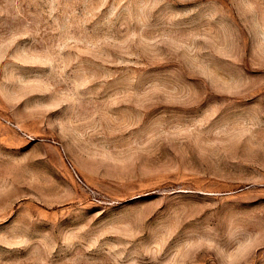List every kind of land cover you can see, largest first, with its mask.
<instances>
[{
    "label": "rangeland",
    "instance_id": "1",
    "mask_svg": "<svg viewBox=\"0 0 264 264\" xmlns=\"http://www.w3.org/2000/svg\"><path fill=\"white\" fill-rule=\"evenodd\" d=\"M260 73L264 0H0V264H264Z\"/></svg>",
    "mask_w": 264,
    "mask_h": 264
},
{
    "label": "snow or ice",
    "instance_id": "2",
    "mask_svg": "<svg viewBox=\"0 0 264 264\" xmlns=\"http://www.w3.org/2000/svg\"><path fill=\"white\" fill-rule=\"evenodd\" d=\"M167 5H165L164 7H162L160 9V12H164L167 9ZM192 7H199V5H192ZM172 11H177V9H171ZM159 16V13L157 14V17ZM193 19L195 20L196 17H193ZM157 22V19L154 18L153 19V23L155 24ZM27 43V42H25ZM214 67L217 68V70L224 76L226 77H235L239 71L238 66L235 65H231V64H224L221 61H214ZM259 75L264 76V73H260ZM114 87H120L121 85L119 84V82H114ZM139 86V85H138ZM85 95H87L85 93ZM215 98L210 97L208 103H212L213 100ZM262 102H264V96L259 98ZM207 106V105H205ZM262 106H264V103H262ZM70 109L69 108H65L62 109L59 112H55L53 113L49 119L51 120H59V119H64L67 114L69 113ZM200 111H202V109L197 110L194 113H184V115L187 116H192V115H199ZM237 115V113L234 111V108L229 107L226 108L220 115L217 123H221V122H230L234 116ZM151 121V117L149 118V120L145 121V125L143 128L138 130V133H144L149 129V124ZM262 123H264V121H262ZM12 155V153L9 152V150L0 147V165H4L6 163H9V156ZM158 194L162 193L164 191V189H157L156 190ZM179 206V202L174 200L172 197L168 198V205L167 208L162 210L163 215L167 216L168 214V210L174 207H178ZM126 220H131L132 217L129 214L128 216H125ZM161 216L158 215L153 221L149 222L147 225L144 226V230L146 232V235L144 237V240L142 241V243L151 244V237H152V233L155 231V229L157 228L158 222L160 221ZM25 227H29L27 221H23L20 224V228L21 230H23ZM191 227V226H190ZM217 232L219 233L218 236V243L219 245L223 248V249H229L233 246V239L230 237V235L228 234L227 231V225L226 223L222 222L221 226L217 228ZM184 234L181 233V235L177 238V242H181L184 239ZM79 248V245H73L72 246V251H76V249ZM27 251H31V249H28ZM62 251H64L66 254L71 255V252H69L67 249H62ZM103 249H97L95 253H93L92 255H96L99 256L102 254ZM61 255L60 252L57 253L56 257L53 258V264H55V261L57 259H60ZM164 260V257L160 258V262H158V264H161V262ZM142 264H152V258L150 256L148 257H144L142 259Z\"/></svg>",
    "mask_w": 264,
    "mask_h": 264
}]
</instances>
